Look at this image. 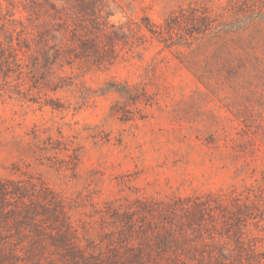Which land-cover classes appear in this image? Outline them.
Returning a JSON list of instances; mask_svg holds the SVG:
<instances>
[{
  "label": "rangeland",
  "instance_id": "rangeland-1",
  "mask_svg": "<svg viewBox=\"0 0 264 264\" xmlns=\"http://www.w3.org/2000/svg\"><path fill=\"white\" fill-rule=\"evenodd\" d=\"M110 5L133 33L111 65L0 95V176L62 199L75 229L15 240L13 264H264V0Z\"/></svg>",
  "mask_w": 264,
  "mask_h": 264
},
{
  "label": "trees",
  "instance_id": "trees-1",
  "mask_svg": "<svg viewBox=\"0 0 264 264\" xmlns=\"http://www.w3.org/2000/svg\"><path fill=\"white\" fill-rule=\"evenodd\" d=\"M3 1L0 95L15 94L35 102L33 89L56 91L71 84L69 77L61 74L65 67L111 65L119 55L118 46L126 45L133 36L130 22L126 26L111 22L110 2L114 0H19L24 13L19 16L15 15V0ZM147 29L160 31L153 24ZM119 92L129 96L131 90L125 87ZM45 102L60 108L49 98ZM25 183L0 176V262L13 264L12 260L21 259L13 247L15 240L22 243L25 239L30 248H42L46 237L54 240L53 231L61 243L75 231L62 199L57 200L43 186Z\"/></svg>",
  "mask_w": 264,
  "mask_h": 264
}]
</instances>
